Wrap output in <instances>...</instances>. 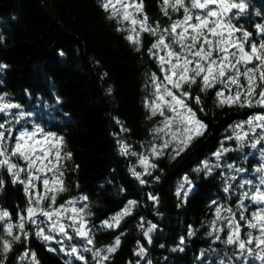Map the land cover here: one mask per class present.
Here are the masks:
<instances>
[{
    "label": "trees",
    "instance_id": "16d2710c",
    "mask_svg": "<svg viewBox=\"0 0 264 264\" xmlns=\"http://www.w3.org/2000/svg\"><path fill=\"white\" fill-rule=\"evenodd\" d=\"M245 2L246 14L233 22L253 33L259 43L255 25L264 23V0ZM162 3L163 0H143L149 23L158 22L163 28L183 17L181 10L172 13L170 20L161 11ZM111 14L101 0H0V65H6L0 69V93H7L10 102L35 115L46 132L63 137V152L72 153V159L64 162L67 191L57 196L56 205L87 197L80 207L87 204L85 218L94 242L91 247L103 249L112 245L116 236L121 237L118 250L107 264H137V242L146 250L144 261L151 264H220L221 259L225 264H239L234 248L216 240L212 221L216 219L217 206L232 209L238 219L237 204L243 190L236 185L243 179L256 183L254 169L261 161L245 147L225 153L221 168L211 175L198 174L193 169L206 159L214 164L213 154L222 146L235 149L236 141L227 139L234 135L235 126L264 110L239 105L218 107L216 92L221 87L201 92L199 84L193 85L190 106L207 125L204 134L175 159L170 148L164 149V155L153 157L151 163L156 167L150 169L151 176L142 177L147 181L142 185L130 171L134 162L131 153H149L153 143L162 142L153 132L160 126L161 117L149 119L150 110L144 106L146 100L153 99L151 76L156 73L159 78L161 72L156 60L148 55L153 36L142 34L143 48L135 51L124 39L128 33L117 31L123 25L109 19ZM108 88L111 93L106 91ZM196 96L201 98L199 105L195 104ZM121 126L126 131H121ZM118 140L129 146V154H120ZM228 163L246 171L237 175L231 181L233 187L225 192V176L236 175L229 173L225 167ZM185 175L193 185L186 200L176 195ZM0 179L5 181L0 190V209L9 211L15 223L17 213L27 207L28 198L23 185L11 182L6 168L0 169ZM149 193L159 202L149 200ZM129 200L137 203L119 227L101 226ZM252 210L250 207L246 215L250 216ZM89 212L91 215H87ZM150 224L156 225L150 233L151 243L143 235ZM26 227L29 239L14 243L4 264H21L18 257L26 249L35 252L39 264H82L61 254L56 244L38 239L33 226ZM216 227L223 229L219 235L225 239V223L218 221ZM190 228L194 232L191 236ZM50 247L55 251H49ZM179 248L183 250L174 251ZM84 256L88 264H94L89 254ZM29 261L30 257L23 264Z\"/></svg>",
    "mask_w": 264,
    "mask_h": 264
},
{
    "label": "snow or ice",
    "instance_id": "6c2138e0",
    "mask_svg": "<svg viewBox=\"0 0 264 264\" xmlns=\"http://www.w3.org/2000/svg\"><path fill=\"white\" fill-rule=\"evenodd\" d=\"M116 3L120 5L119 8L113 4V0H107L103 7L106 11L110 6L113 8L109 19H117L121 25L125 21L130 22V28L121 26L117 27V31L128 32L124 39L134 47L135 51L140 52L143 48L142 33L155 37L148 48V55L156 60L163 79H159L156 73L152 74L153 99L146 100L144 106L150 110L149 119L157 115L162 117L160 126L153 129L155 137L162 142L159 145L153 143L149 149V155L158 158L164 155V149L170 148L173 153L172 158L175 159L188 149L194 139L204 134L207 125L197 118L196 112L190 106L193 99L191 95L193 85L199 84L201 92H207L217 84L222 85L223 88L216 92L218 107L239 105L264 110V23L255 25L256 35L260 37L257 43L253 39V33L245 30L242 25L237 27L233 22L246 14L248 4L245 0H163L160 5L161 11L170 20L172 13L183 11L181 19L172 20L163 28L158 22L149 23V18L144 13L143 0H130V2L116 0ZM248 48L250 51L247 50ZM5 67L6 65H0V69ZM257 89H259L258 92ZM106 91L111 93L112 89L108 88ZM225 91L229 93L227 96L224 94ZM194 100L197 105L202 103L199 96L194 97ZM13 109L20 110L22 106L10 102L7 99V93H0V118H2L0 169H7L13 184L23 185L28 201L27 207L17 213L15 223L11 221L9 211L0 209V224L3 225V231L0 233V264H4L14 243L18 244L29 239L27 225L35 226V236L43 241H52L54 239L52 233L70 241L73 236L68 234L67 229L71 228L74 235L84 241L83 247L69 245L66 249L63 241L60 240L56 241L62 245L59 251L74 257L82 264H88L82 252H91L94 264H107L111 254L118 250L121 237L116 236L114 243L104 249L88 247L94 242L92 230L88 227V221L85 218L87 204L79 208L75 207L79 201H86L87 197L68 200L56 206L57 196L67 191L63 179L64 162L72 159L71 152H63V137L46 132L39 125H33L31 130L26 127L16 129L15 125L32 114L23 110L13 112ZM200 111L203 109L201 108ZM116 123L120 124V121L117 119ZM245 126L247 131L244 130ZM121 131L126 129L121 126ZM227 139L236 141L235 149L222 146L213 154L216 160L214 164L206 159L193 171L198 174L202 172L206 176L211 175L215 169L221 168L220 161L225 153L240 151L245 147L257 149L259 146L261 162L254 169L257 182L254 183L252 179H243L236 185L243 190L240 192L237 204L238 219L236 212L232 209L217 206L216 219L212 221V224L216 240L234 248L235 260L239 264H251L252 261L264 264V111L253 114L243 124L236 125L234 135ZM118 144L121 155L129 154L127 144L122 140H118ZM131 155L137 154L132 152ZM149 155L139 156L140 165L144 168L143 173L137 172L134 168L130 169L132 175L142 185L147 183L142 177L151 176L150 169L156 167L150 162ZM13 158H16L15 161ZM20 161H23V165ZM225 167L230 174L236 173V175L225 176L227 184L224 191L229 192L233 187L231 181H235L237 175L245 172L246 169L231 163L226 164ZM22 173L26 179L22 178ZM49 173L51 175H48ZM156 179L159 178L156 177ZM37 181L43 185L42 193L37 189ZM4 184L5 181L0 179V190ZM192 191V181L185 175L176 190V195L183 196L186 200ZM148 199L155 203L159 202L158 197L151 193ZM246 200L248 204L245 203ZM46 201L47 207L44 206ZM136 203L134 200H129L121 211L109 220L103 221L101 226L108 229L119 227L120 221L125 216L131 215ZM215 203L213 201V204ZM250 207L253 210L249 216L246 213ZM69 212L71 214L66 215ZM64 221H70V223ZM218 221H223L227 227L225 239L219 235L223 229L216 227ZM140 226L143 227V223ZM155 228V224H150L143 232L149 243L152 242L150 233ZM193 234L190 228L189 235ZM183 243L184 238L181 237L180 244ZM137 247L138 251L134 254L142 259L146 250L139 245V242ZM49 251H55V249L50 247ZM29 257V264H39L35 252L27 249L18 257V260L23 264ZM66 264H72V262L66 261ZM137 264H140L139 260ZM148 264L151 262L148 261ZM220 264H225V261L221 259Z\"/></svg>",
    "mask_w": 264,
    "mask_h": 264
},
{
    "label": "rangeland",
    "instance_id": "374dc122",
    "mask_svg": "<svg viewBox=\"0 0 264 264\" xmlns=\"http://www.w3.org/2000/svg\"><path fill=\"white\" fill-rule=\"evenodd\" d=\"M102 1V3H103V5H104V3H106L107 2V0H101ZM128 2H130V0H128ZM113 4H115V6H116V8H119L120 7V5L119 4H117L116 3V0H113ZM214 7V6H213ZM108 11H110L111 13L113 12V8L110 6L109 7V9H108ZM123 27H125V28H130L131 27V24H130V22H127V21H125V22H123ZM128 33V32H127ZM142 34H147V33H142ZM142 36V35H141ZM154 38V40H155V37H153ZM161 54H163V53H161ZM159 79H163V74L161 73V75H160V77H159ZM215 86H218L219 88L221 87V88H223V86L222 85H220V84H217V85H215ZM225 96H227L229 93L227 92V91H225ZM21 110V109H20ZM20 110H17V109H13V112H16V111H20ZM162 119V117L160 118V120ZM1 122H2V120H1ZM160 122V121H159ZM33 125H39V123L35 120V115H30V116H27L24 120H22L19 124H17V125H15V128L16 129H21V128H24V127H26V128H28L29 130H31L32 129V127H33ZM40 126V125H39ZM41 127V126H40ZM205 130V129H204ZM245 131H247V127L244 129ZM233 132H234V129H233ZM161 135H163V134H161ZM165 138H167V137H165ZM12 143H14V141L12 142ZM250 148V147H249ZM250 150L253 152V153H255L256 154V158H258L260 161H261V154H260V151H259V146H258V148L257 149H252V148H250ZM143 155H149V153H145V154H143ZM131 156V155H130ZM132 156H134V162L131 164V169H135L137 172H140V173H143L144 172V168L140 165V161H139V156L140 155H132ZM153 158V156H151V155H149V160H150V162H151V159ZM20 163H21V165H23V161H20ZM48 175H51L50 173L48 174ZM25 179H26V177H25ZM36 184H37V189L42 193L43 192V185H42V183L40 182V181H37L36 182ZM179 186V185H178ZM187 187V186H186ZM77 200H79V199H77ZM82 201H79L76 205H75V207H77V208H79L80 207V203H81ZM45 204L46 205H44L45 207H47V204H48V202L46 201L45 202ZM56 206H59V205H56ZM71 213L69 212V213H67L66 215H70ZM114 216V215H113ZM40 219H43V217H40ZM65 223H70V221H64ZM32 226V225H31ZM34 228H35V226H33ZM67 231H68V234L69 235H71V236H73V239L72 240H67V239H64L63 237H61V236H59V235H57L56 233H52V235L54 236V239L52 240V241H45V242H47V244L48 245H55L56 244V248L58 249V251H59V249H60V247L62 246L60 243H57L56 241H60V240H62L63 241V246L67 249L68 247H69V245H76L78 248H82L83 247V245H84V241H82L81 240V238H79V237H76L75 235H74V233H73V231H72V229L71 228H69V229H67ZM88 247H91V245H88ZM106 248V247H105ZM104 249V248H103ZM60 252V251H59ZM61 254H63L64 256H66L67 258H74V257H71V256H68V255H66L65 253H63V252H60ZM82 254L84 255V254H89L90 255V258L92 259V253L91 252H82ZM139 262H140V264H148L147 262H145L144 261V259L142 258H140L139 259Z\"/></svg>",
    "mask_w": 264,
    "mask_h": 264
}]
</instances>
